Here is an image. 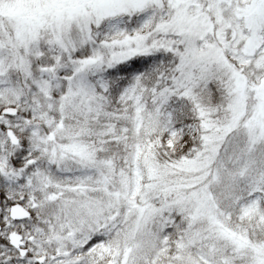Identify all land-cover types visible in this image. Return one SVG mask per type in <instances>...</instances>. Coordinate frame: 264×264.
Masks as SVG:
<instances>
[{"label":"snow or ice","instance_id":"6c2138e0","mask_svg":"<svg viewBox=\"0 0 264 264\" xmlns=\"http://www.w3.org/2000/svg\"><path fill=\"white\" fill-rule=\"evenodd\" d=\"M0 264H264V0H0Z\"/></svg>","mask_w":264,"mask_h":264}]
</instances>
